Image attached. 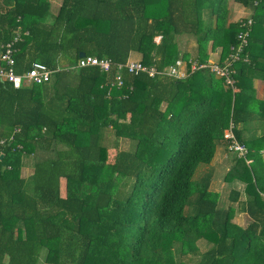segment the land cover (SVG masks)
Returning <instances> with one entry per match:
<instances>
[{"label": "trees", "instance_id": "1", "mask_svg": "<svg viewBox=\"0 0 264 264\" xmlns=\"http://www.w3.org/2000/svg\"><path fill=\"white\" fill-rule=\"evenodd\" d=\"M229 1L60 0L53 14L52 0H0V46L28 31L15 70L59 68L42 84L0 81V264H264V91L254 87L264 88V0H232L251 13L233 21ZM240 32L249 60L233 63V86L209 68L184 78L123 69L119 87L115 66L64 69L85 52L115 64L138 54L162 70L178 58L206 63L208 47L222 63ZM183 36L194 37L195 57ZM230 123L247 152L230 153L224 180L244 184L229 198L246 227L219 206L210 170L195 179L219 145L227 150Z\"/></svg>", "mask_w": 264, "mask_h": 264}, {"label": "built area", "instance_id": "2", "mask_svg": "<svg viewBox=\"0 0 264 264\" xmlns=\"http://www.w3.org/2000/svg\"><path fill=\"white\" fill-rule=\"evenodd\" d=\"M248 23H251V20H248ZM28 31L22 33L21 28H17L13 37L1 44L0 46V81L9 82L13 88L18 89L25 85L31 84H42L48 82L51 77L53 70L49 68L46 64L35 61L31 63L30 67L22 73H18L15 70L16 58L15 54L17 53V44L23 40V36L27 35ZM247 32H240L238 38L240 39L241 45L237 47H231L232 52L221 62H212L208 60L206 63H198L196 60L189 59L185 61L183 59H177L175 62L169 66L164 67L162 70H159L154 65H146L141 62V60L128 59L125 63H113L109 58H99L96 56L85 55L79 57L78 61L70 66H66L64 69L72 70L79 69L84 67H99L103 72H109L114 68L117 71L115 75V81L117 86H121L123 81L120 77L118 71L126 69L129 73L137 75L139 73H146L149 77H154L156 75H167L174 78H184L188 75L187 64H190V70L193 71L199 68H209L216 77L224 79V84L226 86H233L234 79L232 74L234 70L232 65L234 62L238 61L240 58L243 61H248L249 56L241 57L239 56L242 46L245 47L247 44L246 39ZM114 81V82H115ZM233 124L230 123L229 127L224 131V138L227 140V151L230 153H235L237 156H245L247 149L243 144H240L234 133H233Z\"/></svg>", "mask_w": 264, "mask_h": 264}, {"label": "rangeland", "instance_id": "3", "mask_svg": "<svg viewBox=\"0 0 264 264\" xmlns=\"http://www.w3.org/2000/svg\"><path fill=\"white\" fill-rule=\"evenodd\" d=\"M233 6L237 10L233 9ZM238 6V7H236ZM229 7L231 10L232 15L235 14L233 19H238V18H243L249 16L251 13H249V10L242 7V5H239L232 0L229 1ZM239 11V12H238ZM246 12V15H243V13ZM243 16V17H242ZM230 19V17H229ZM159 38L157 37V40ZM181 48L184 51H187L189 53V57L193 58L196 56V42L194 40L193 36H183L181 38L180 42ZM209 49V56L212 62H218L219 61V56H220V48H217L215 50H211L210 47ZM131 58L128 59H133V60H140L141 56L138 54H132L130 56ZM255 85V84H254ZM255 87V86H254ZM115 142V135L114 132L111 128H106L104 137H103V143L110 148V156L108 157L109 160H112L113 158V153L115 152L112 147ZM132 142L129 139L122 138L120 139L119 147L120 149H130ZM264 157V154H263ZM232 159L233 156L226 150V147L223 145H219L218 148L216 149V153L214 155V158L211 162L210 165H203L201 166L198 171L196 172L195 179L200 178L201 175L205 171H211L212 172V178H211V183L209 185V189L213 192H217L219 194V199H218V204L220 207H223L224 209H227V207L232 206L234 208V216L232 219V222L237 223L238 225L242 227H246L248 222L250 221L247 215L244 212H241L238 208L239 204L237 202H233L229 198V193L231 190H240L241 192L243 191L244 184L241 182H233V183H227L224 180V176L230 166L232 165ZM28 162L27 166H31L32 164V159L28 158L26 161ZM27 170V169H25ZM28 173V172H26ZM264 196V195H263ZM243 195L240 196V200H243ZM210 245L205 242V241H200L198 243V247L200 251L205 250L209 247ZM198 252H195L194 254H189L187 256H184L182 259L185 261H195L198 258Z\"/></svg>", "mask_w": 264, "mask_h": 264}, {"label": "crops", "instance_id": "4", "mask_svg": "<svg viewBox=\"0 0 264 264\" xmlns=\"http://www.w3.org/2000/svg\"><path fill=\"white\" fill-rule=\"evenodd\" d=\"M59 2H60V0H52V13L53 14H55L56 13V11H57V8H58V6H59ZM236 7H238V6H236ZM243 7V6H242ZM244 8V7H243ZM233 9L234 10H237L236 8H235V6H233ZM245 10H246V8H245ZM239 12V11H238ZM235 14H236V12H235ZM235 14L234 15H232V13H231V10H230V12H229V15H230V19H228V21H233V20H236V19H233L234 18V16H235ZM243 15H246V12L245 13H243ZM9 41V40H8ZM23 41V40H22ZM97 57V56H96ZM16 58V57H15ZM131 58V57H130ZM178 59H182V58H178ZM210 59H212V58H210V56H209V58H208V60H210ZM177 60V59H176ZM207 60V61H208ZM40 62V61H39ZM187 70H188V68H187ZM17 72V71H16ZM189 72H191V70H188V74H189ZM19 73V72H18ZM22 73V72H21ZM254 86H255V88H256V92L259 94V97H262L263 96V91H264V88H263V83H262V81L261 80H259V79H254ZM218 148V147H217ZM262 154H264V151L262 152ZM26 169L28 170V167H26Z\"/></svg>", "mask_w": 264, "mask_h": 264}, {"label": "water", "instance_id": "5", "mask_svg": "<svg viewBox=\"0 0 264 264\" xmlns=\"http://www.w3.org/2000/svg\"><path fill=\"white\" fill-rule=\"evenodd\" d=\"M85 55H86L85 52H80L79 57H83V56H85Z\"/></svg>", "mask_w": 264, "mask_h": 264}]
</instances>
